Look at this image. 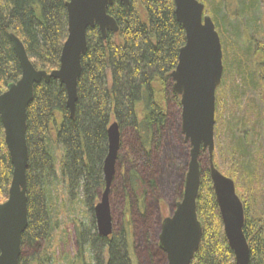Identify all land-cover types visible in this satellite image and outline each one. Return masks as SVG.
<instances>
[{
    "label": "trees",
    "instance_id": "1",
    "mask_svg": "<svg viewBox=\"0 0 264 264\" xmlns=\"http://www.w3.org/2000/svg\"><path fill=\"white\" fill-rule=\"evenodd\" d=\"M66 1L0 0V93L21 75L10 33L21 39L37 69L49 72L59 66L67 36ZM225 3L221 6H226ZM260 5V0H237L232 14L225 7L232 17H238L233 29L239 43H227L217 27L223 49V74L231 56L236 60L232 66L235 73L251 89L257 87L256 82L264 86V31L261 27L252 31L261 12ZM174 9V0H130L128 11L119 0L113 1L108 12L116 19L118 32H109L103 40L97 28L87 31V51L81 58L73 118L66 106L65 87L57 79L35 84L26 119L28 225L21 237L18 264H59V254L52 246L60 213V200L55 193L57 173L66 182L65 191L72 196V191L79 190L83 195L81 201L92 213V202L104 189L102 168L108 146L107 127L114 120L120 128V149L126 128L134 136L126 147L131 162L119 191L122 199H127L125 210L129 215L137 207V225L135 219L134 222L141 241L136 252L144 256L146 264L166 262L157 245L156 215L158 212L163 218L172 213L182 197L187 169L178 174L175 156L187 157L188 150L181 142L177 121L169 120L173 107L181 109L171 72L185 43V32ZM219 11L221 7L217 8ZM247 13L253 16L250 23L244 19ZM213 18L218 26L216 16ZM244 132L231 138L229 153L234 161L221 172L234 180L244 206L243 231L250 249V264H264V216L261 213L250 218L248 209V199L256 198L252 195V183L256 175L260 179L258 164L261 168L264 161L260 163L251 155L252 145ZM203 156L201 153L199 157L201 179L197 197V216L203 230L190 264H236L223 231L208 161L203 163ZM12 169L0 118L1 202L8 196ZM238 178L246 179L245 192H240ZM160 194L173 197L168 213L163 214L166 207L159 203ZM149 197L155 198L157 208L155 202L146 205ZM128 225L123 224L117 230L113 223V233L104 238L78 223L75 226L78 251L70 261L85 264L83 257L87 253L95 264H131Z\"/></svg>",
    "mask_w": 264,
    "mask_h": 264
},
{
    "label": "water",
    "instance_id": "2",
    "mask_svg": "<svg viewBox=\"0 0 264 264\" xmlns=\"http://www.w3.org/2000/svg\"><path fill=\"white\" fill-rule=\"evenodd\" d=\"M114 0H67V36L62 45L59 66L49 72L31 62L19 37L9 39L21 68L20 78L0 93V118L12 164L8 197L0 202V264H18L21 237L28 225L27 178L29 151L26 138L27 107L33 100L35 84L57 79L66 90V106L74 117L81 58L87 51V31L97 28L104 40L117 33L116 19L108 12ZM128 11L130 0H119ZM174 14L185 32V43L178 52L171 72L173 90L180 97L181 132L190 145V160L184 177L182 198L170 216L164 217L158 242L167 264H190L197 252L202 224L197 216L201 179V152H208V169L223 231L236 264H250V249L243 227V203L234 180L214 164L215 94L221 84L224 64L221 40L204 4L199 0H174ZM107 153L103 161L104 189L93 206L97 234L113 233L109 191L120 149L121 133L116 120L107 127Z\"/></svg>",
    "mask_w": 264,
    "mask_h": 264
},
{
    "label": "rangeland",
    "instance_id": "3",
    "mask_svg": "<svg viewBox=\"0 0 264 264\" xmlns=\"http://www.w3.org/2000/svg\"><path fill=\"white\" fill-rule=\"evenodd\" d=\"M200 1L206 4L207 14L216 16V19L218 21L217 27L226 36L227 43H239L240 38L237 37L236 31L233 29V25L235 24L238 17H232L230 15L237 8V0ZM224 1L226 2V6L223 5L222 7L221 5L224 4ZM247 1L249 0H246V2ZM260 2L261 12L258 13L259 16L256 21L257 25H254L255 30L252 31H256V28L258 29L259 27H261L262 31H264V0H260ZM218 7H221V12L219 11L220 13H217ZM225 7L229 9L230 14L227 12L228 10L226 11ZM251 17L253 16L250 13L244 15V19L249 21V23L252 19ZM229 59L230 63L227 66L226 72H224L222 76L221 84L216 90L215 94V150L213 159L215 166H217L220 171H223L225 168L230 167V165L232 164L233 159L230 157L229 153V151H231L230 141L233 136H235L236 134H241L242 131H246L244 133L247 136L248 140L251 142V155H253L254 158H256L260 163L264 161V86L262 83H260L259 86L258 82H256V88H247L244 84L243 78L235 73L232 67L236 64L234 62L236 60L231 59V56H229ZM170 111L171 112L169 114V120L172 121L174 119L177 121V127L179 128L181 142L182 144L186 145L188 149L187 157L186 154L180 156L178 153V155L175 156L176 160L178 161V164L176 165L177 172L179 175H182V172L186 170L188 162L190 160V145L189 142L185 141L184 135L181 132V109L173 107V109H171ZM241 128H243L244 130L241 131ZM123 133L122 147L118 152V158L115 165V173L109 191V203L111 208L112 221L117 230H120V228L123 227V224H125V226L126 224H129L128 226L130 229H127L131 232V264H146L147 260L144 258V256L136 252L140 250L138 247V242L141 241L139 229H137L136 232V227L138 226H135L134 222L135 219L137 225V207L136 209L132 208L129 215V213H127L125 210L127 199L126 197L122 199L121 191H119L122 189L123 176L125 175V172L128 171V166L131 162L126 147L130 142L132 143V141H134V136L130 128H126ZM203 155V163H206L207 153L205 152L203 153ZM258 165V176L260 177V179H258L256 175V180L252 183L253 192L254 190H256V193L253 194L252 192V195L256 198L248 199L250 218H257L261 213L264 216V166L260 168L261 164ZM245 180L246 179L242 178L237 179L240 192H245ZM56 181L58 185L55 193L58 194V198L60 200V213L58 218V226L54 231L52 246L56 250V252H58L57 254H59V264H72L71 261L76 249L78 251V244H76L77 230L75 226L80 223L82 228L83 226H85L86 228L90 227L88 230L89 232H91L92 230L95 231L96 225L94 222L95 219H93L94 212L92 211L91 213L89 211V207L81 201L83 195L81 192H79V190L72 191V196H70L67 189L65 191L66 182L59 173H57ZM101 193L99 197H96V199L93 200V206L99 200ZM158 196H160L159 203L161 204L163 202L164 206L166 207L163 210V214L164 212L168 213L172 209V207L170 206L173 198L172 195L164 196L160 194ZM1 199H3L2 196H0V202L2 201ZM153 202H155L157 208L158 203L156 202L155 198L153 199V197H149L146 205H148V203L154 204ZM91 219H93L92 225ZM126 219L129 220V222L126 221ZM74 221L77 222V224ZM156 221L157 228L155 233H157L158 231L159 234L160 225L162 223V215L159 216L158 212L156 215ZM84 256L85 257H83V260L86 261L85 264H95L96 261L92 259L90 254L85 253ZM62 257L70 259L64 261V258ZM166 262L164 264H167ZM75 264L81 263L75 262Z\"/></svg>",
    "mask_w": 264,
    "mask_h": 264
},
{
    "label": "flooded vegetation",
    "instance_id": "4",
    "mask_svg": "<svg viewBox=\"0 0 264 264\" xmlns=\"http://www.w3.org/2000/svg\"><path fill=\"white\" fill-rule=\"evenodd\" d=\"M200 1V0H199ZM202 2V1H201ZM203 4H204V14H207L206 13V4L204 3V2H202ZM210 16H211V18H212V20H213V22H214V24H215V28H216V30H217V24H216V22H215V20H214V18H213V15H211L210 14ZM222 45V44H221ZM222 51H223V49H222ZM214 145H215V132H214ZM214 150H215V147H214ZM207 153V155H206V157H207V161H209L208 160V152L207 151H204V152H201V153ZM213 156H214V152H213ZM214 161V160H213ZM187 169V168H186ZM182 195H183V189H182ZM182 198V197H181ZM244 207V206H243ZM174 210V209H173ZM172 213H173V211H172ZM172 213H170L169 215H171ZM162 220H163V218H162ZM160 227H161V225H160ZM160 231V230H159ZM160 233V232H159ZM158 236H159V234H158ZM158 236H157V239H158ZM157 245H158V248L164 253V251L160 248V246H159V242L157 241ZM164 255H165V253H164ZM166 256V255H165Z\"/></svg>",
    "mask_w": 264,
    "mask_h": 264
},
{
    "label": "bare ground",
    "instance_id": "5",
    "mask_svg": "<svg viewBox=\"0 0 264 264\" xmlns=\"http://www.w3.org/2000/svg\"><path fill=\"white\" fill-rule=\"evenodd\" d=\"M69 115H70V112H69Z\"/></svg>",
    "mask_w": 264,
    "mask_h": 264
}]
</instances>
